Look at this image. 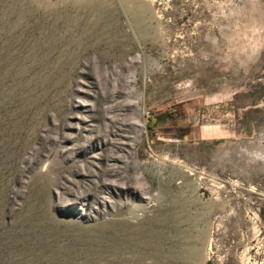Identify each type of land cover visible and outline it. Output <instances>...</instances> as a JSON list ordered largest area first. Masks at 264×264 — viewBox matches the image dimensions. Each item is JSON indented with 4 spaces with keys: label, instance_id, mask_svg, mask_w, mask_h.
<instances>
[{
    "label": "rangeland",
    "instance_id": "obj_1",
    "mask_svg": "<svg viewBox=\"0 0 264 264\" xmlns=\"http://www.w3.org/2000/svg\"><path fill=\"white\" fill-rule=\"evenodd\" d=\"M0 264H264V0H0Z\"/></svg>",
    "mask_w": 264,
    "mask_h": 264
}]
</instances>
